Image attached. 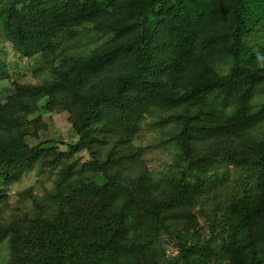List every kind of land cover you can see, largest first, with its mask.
<instances>
[{
    "label": "trees",
    "instance_id": "obj_1",
    "mask_svg": "<svg viewBox=\"0 0 264 264\" xmlns=\"http://www.w3.org/2000/svg\"><path fill=\"white\" fill-rule=\"evenodd\" d=\"M3 5L9 13L7 38L26 55L58 56L63 42L78 38L83 27L106 37L89 55L51 68L49 81L19 85L15 94L0 99V179L27 170L39 156L38 147L23 141L17 124L46 98L48 110L70 114L77 140L69 149L87 150L89 166L103 180L82 181L78 200L58 197L57 209L30 217L23 227L0 225V237L9 240L8 264H160L145 232L163 226L176 207L186 224L191 220L190 210L183 212L189 194L205 184L191 177L207 173L212 164L210 156L190 153L193 138L210 129L197 124L205 114L161 118L180 122L176 140L186 158L163 197L149 177L128 184L106 171L97 148L101 131L111 122L134 124L155 99L166 105L222 95L236 98L232 130L247 126L251 116L244 110L245 96L264 83V0H6ZM225 61L229 68L218 72L216 65ZM6 76L0 59V80ZM104 107L114 112L113 121L100 117ZM244 151L226 153L219 163L227 159L245 171L254 182L252 193L225 205L227 233L216 248L199 245L193 236L192 244L179 237L176 264H264V142ZM111 160L108 155L106 161Z\"/></svg>",
    "mask_w": 264,
    "mask_h": 264
},
{
    "label": "rangeland",
    "instance_id": "obj_2",
    "mask_svg": "<svg viewBox=\"0 0 264 264\" xmlns=\"http://www.w3.org/2000/svg\"><path fill=\"white\" fill-rule=\"evenodd\" d=\"M4 2L6 0H0V59L5 64L7 76L0 80L2 101L15 94L19 85L49 81L53 78L51 68L70 57L89 55L106 39L91 28L83 27L79 28L80 31L78 29V38L68 43L63 42L64 51L59 52L58 56L43 55L40 52L23 54L7 38L5 24L9 13L4 8ZM229 66V62L225 61L216 65V69L225 73ZM234 93L236 91H232ZM158 94L156 90L154 95ZM231 96L227 100H224L223 95L216 99L208 96L207 100L166 105L155 99L149 101L147 110L135 119L134 124L127 122L120 127L111 122V131L109 126L101 131L103 140H100L97 148L99 163L105 162L106 171L128 184L149 177L157 185V193L163 197L168 196L171 183L180 176L186 158L183 148L176 140L180 122H160L161 118L181 112L205 114L197 124H208L210 129L208 127L193 138L194 146L190 153L210 156L208 163L212 164H208L210 171L207 173L191 177L192 182L205 183L203 188L189 194L188 204L183 212L190 210L191 220L186 224L182 210L176 207L167 214L163 226L147 229L145 232L147 234L144 240L155 244L161 257L160 264L179 263L175 258L179 250V237L182 236H186L188 244H192L193 236L195 242L199 241V245L216 248L227 233L225 205L233 197L252 193L254 182L245 171L228 163L227 159L225 163L219 162L226 153L234 151L243 154L244 149L253 143L264 142V83L245 96L244 110L251 116V121L238 131L231 128L233 119L230 116L236 107V98ZM47 105L46 98H41L36 102V109L32 113L18 118V130L22 131L23 141L30 147H38L40 153L27 170L15 171L8 180L0 179L1 226L19 224L18 226L23 227L30 217L37 214L46 216L57 209L59 204L55 202L58 197L78 200L82 181L90 177L98 179L100 183L103 181L101 173H95L89 166L91 157L87 150L72 152L69 149L68 145L77 140L71 128L70 114L58 108L48 110ZM100 117L113 121L114 112L106 107L101 108ZM214 125L223 126V129L211 128ZM108 155L112 160L107 162ZM121 206L122 200L116 208L120 210ZM124 207L129 206L124 203ZM8 241V237H0V264L9 262ZM220 262L223 264L224 260Z\"/></svg>",
    "mask_w": 264,
    "mask_h": 264
}]
</instances>
